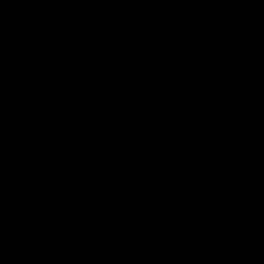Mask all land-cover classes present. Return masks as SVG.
I'll list each match as a JSON object with an SVG mask.
<instances>
[{"label":"water","instance_id":"water-1","mask_svg":"<svg viewBox=\"0 0 264 264\" xmlns=\"http://www.w3.org/2000/svg\"><path fill=\"white\" fill-rule=\"evenodd\" d=\"M0 264H264V0H0Z\"/></svg>","mask_w":264,"mask_h":264}]
</instances>
